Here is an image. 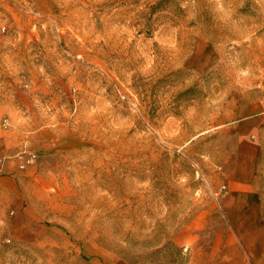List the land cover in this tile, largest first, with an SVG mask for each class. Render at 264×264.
Instances as JSON below:
<instances>
[{"label":"rangeland","instance_id":"rangeland-1","mask_svg":"<svg viewBox=\"0 0 264 264\" xmlns=\"http://www.w3.org/2000/svg\"><path fill=\"white\" fill-rule=\"evenodd\" d=\"M262 81L264 0H0V186L39 211L0 264H264V157L230 200L216 127Z\"/></svg>","mask_w":264,"mask_h":264},{"label":"crops","instance_id":"crops-1","mask_svg":"<svg viewBox=\"0 0 264 264\" xmlns=\"http://www.w3.org/2000/svg\"><path fill=\"white\" fill-rule=\"evenodd\" d=\"M229 113V115H227ZM234 126V137L238 141V149L234 157L228 188V197H239V202L249 201L255 196L254 180L262 157H264V81L260 85L243 91L232 100L216 119V127ZM35 188V187H34ZM36 192L33 190V193ZM38 196H46L44 191L37 190ZM11 196V197H10ZM48 196V195H47ZM244 196V197H243ZM26 199V195L17 185L0 186V228L10 222V236H19L14 228L20 226L22 219L39 220L38 204L35 198ZM241 200V201H240ZM8 227V225H7ZM23 238V237H22Z\"/></svg>","mask_w":264,"mask_h":264}]
</instances>
